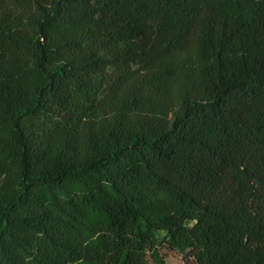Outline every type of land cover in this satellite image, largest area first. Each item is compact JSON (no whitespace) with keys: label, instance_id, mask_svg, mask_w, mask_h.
Instances as JSON below:
<instances>
[{"label":"trees","instance_id":"1","mask_svg":"<svg viewBox=\"0 0 264 264\" xmlns=\"http://www.w3.org/2000/svg\"><path fill=\"white\" fill-rule=\"evenodd\" d=\"M264 264V0H0V264Z\"/></svg>","mask_w":264,"mask_h":264},{"label":"rangeland","instance_id":"2","mask_svg":"<svg viewBox=\"0 0 264 264\" xmlns=\"http://www.w3.org/2000/svg\"><path fill=\"white\" fill-rule=\"evenodd\" d=\"M162 253L165 257L166 264H187L183 260V254L179 251H171L165 248H162Z\"/></svg>","mask_w":264,"mask_h":264}]
</instances>
